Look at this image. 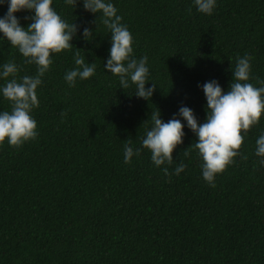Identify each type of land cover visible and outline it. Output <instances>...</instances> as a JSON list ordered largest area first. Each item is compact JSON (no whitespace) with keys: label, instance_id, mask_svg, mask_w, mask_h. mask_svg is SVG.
Listing matches in <instances>:
<instances>
[{"label":"trees","instance_id":"obj_1","mask_svg":"<svg viewBox=\"0 0 264 264\" xmlns=\"http://www.w3.org/2000/svg\"><path fill=\"white\" fill-rule=\"evenodd\" d=\"M107 2L132 34L133 57H148L145 87L154 83L156 91L138 98L130 79L122 89L106 70L110 30L82 0L76 7L53 0L77 33L41 78L39 107L31 112L36 139L19 150L0 146V264H264V166L255 155L264 116L215 188L191 147L198 138L179 117L186 106L199 124L206 121L202 85L215 80L227 92L238 56L253 57L249 82L264 86V0H216L210 16L194 0ZM7 11L5 0L0 18ZM15 15L25 29L33 22L34 12ZM85 28L93 33L89 41ZM77 49L86 64L95 63V74L69 87L64 77L77 68ZM9 61L18 81L37 74L0 33V71ZM4 83L0 78V88ZM158 110L165 123L179 118L185 133L173 163L159 168L141 143ZM3 111L10 104L0 92ZM128 140L141 152L126 164ZM181 161L186 168L177 176Z\"/></svg>","mask_w":264,"mask_h":264},{"label":"clouds","instance_id":"obj_2","mask_svg":"<svg viewBox=\"0 0 264 264\" xmlns=\"http://www.w3.org/2000/svg\"><path fill=\"white\" fill-rule=\"evenodd\" d=\"M5 0H0V3ZM79 0H65V3L76 7ZM84 9L98 15L103 25L110 30V58L106 63L107 72L119 78L122 89L128 88L129 79L136 86L135 96L144 100L151 99L156 91V84L151 88L148 83V57L139 60L133 57V37L128 28L121 23L122 17L117 14L115 6L107 0H82ZM7 14L0 18V33L9 44L18 49L25 58V63L34 64L37 68L35 76H23L19 81L17 65L12 62L3 64L0 78L5 83L0 92L10 104V111L0 112V146L7 142L19 150L26 142L35 140L38 136L37 122L31 112L39 107L37 89L42 84V77L50 70L53 63L52 55L71 50L73 37L77 33V25L69 24L52 7L53 0H7ZM197 10L206 15H212L216 0H194ZM21 11L34 12L30 19L33 21L27 29L20 26L16 13ZM25 19H29L26 17ZM93 33L85 28L83 38L89 41ZM251 57L245 54L236 58L233 80L229 90L224 92L215 80L202 85L207 101V119L199 124L194 112L181 106L179 117L187 122V127L196 135L198 142L191 147L198 150L203 163V179L213 188L215 179L234 164L235 157L240 155L244 136L256 126L264 116V86L256 87L250 83ZM77 68L65 74L69 87H74L77 78L87 80L95 74V63L86 64L80 50L74 57ZM10 78V79H9ZM264 85V81H259ZM61 113V117L66 116ZM159 110L151 114L152 128L146 132L142 140L143 149L151 153V160L156 167L171 165L173 152L183 143L184 125L174 116L168 122L162 121ZM131 140L124 145V162L131 163L133 156H139L141 149H133ZM255 155L262 159L259 163L264 166V134L256 141ZM185 155L188 151H184ZM247 159V157H243ZM186 168L181 161L175 168L179 175ZM166 176L170 175L168 168L163 169Z\"/></svg>","mask_w":264,"mask_h":264}]
</instances>
